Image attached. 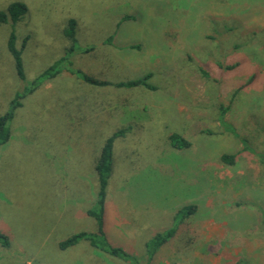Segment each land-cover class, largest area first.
Here are the masks:
<instances>
[{"label":"rangeland","instance_id":"374dc122","mask_svg":"<svg viewBox=\"0 0 264 264\" xmlns=\"http://www.w3.org/2000/svg\"><path fill=\"white\" fill-rule=\"evenodd\" d=\"M14 1L28 7L15 25L25 78L8 48L12 23L0 22V115L18 92L66 54L70 40L63 30L71 18L80 47L60 73L26 93L10 124L12 136L0 145V197L14 200L10 209L0 203V212L24 227L41 222L34 225L35 259L48 264L92 259L82 245L64 250L58 244L76 232L96 230L94 219L84 214L98 188L95 159L112 132L132 125L114 145L110 242L133 248L112 227L111 206L125 213L129 203L142 207L140 220L163 225L164 232L178 225L181 213L164 217L153 208H183L188 199L196 208L184 216L183 226L201 224L198 232L190 231L192 241L210 253L206 261L194 254V264H215L211 260L218 257L219 245L233 234L241 244L230 264H264V0H0V11ZM78 70L111 82L150 73L148 82L155 88L95 85ZM172 133L191 146L175 147ZM235 147H240L237 152ZM60 153L68 154L64 159ZM224 153H236L235 161L226 165ZM227 168L234 178L224 176ZM229 182L234 185L225 191L222 185ZM59 207L61 223L48 219ZM56 222L65 228L56 229L44 244ZM211 222L217 232L220 222L224 238L207 236L202 225ZM145 236L151 237L150 230ZM27 254L19 253L18 264L32 257ZM107 256L109 261L90 264H132ZM138 256L147 264L145 254Z\"/></svg>","mask_w":264,"mask_h":264},{"label":"trees","instance_id":"16d2710c","mask_svg":"<svg viewBox=\"0 0 264 264\" xmlns=\"http://www.w3.org/2000/svg\"><path fill=\"white\" fill-rule=\"evenodd\" d=\"M28 7L22 1H14L9 4L6 10L0 11V22H10L12 23V30L8 40V48L9 51L12 53L15 61V65L18 71V75L20 78H25L24 72V64L22 59V49L17 47V35L15 31V25L18 21L22 20L27 13ZM77 22L74 18L69 19L66 27L64 28V35L70 40V45L66 48V54L62 56L59 60H56L52 65L48 68L44 69L40 75H38L28 86L24 92H18L14 98L11 100L9 109L0 115V145L4 144L9 141L12 136V129H11V121L14 118L16 109L22 106V99L25 97L26 93L32 92L35 88H37L43 81L46 79H50L55 77L58 73L62 71L63 63L69 58V55L73 53L76 49L80 48L77 45V33H76ZM112 36L108 38V41H111ZM27 38L24 39V42ZM23 42V43H24ZM25 44V43H24ZM92 47L83 49L84 52H88ZM72 72H76L73 70ZM78 72L81 74L82 78L92 84L95 85H116L118 87L121 86H137V85H144L150 89H154L155 85L148 82L149 77L151 74H147L144 77L128 80V81H120V82H111L108 80H102L90 74L84 73L80 70ZM207 74L206 71H204ZM114 108V106L112 107ZM100 110H95L94 113L96 117L99 116ZM133 129L132 125L123 126L114 132H112L104 141L100 153L95 159L94 168L97 173V180H98V188L93 196L94 203L87 209V213L91 216L96 222V230L94 231H86L82 230L76 232L66 239H63L59 242V246L61 249H66L72 245L77 244L82 239H87L91 243L92 246L102 250L112 256L121 258L123 260L131 261L132 264H141L140 257L129 251L126 250L124 247L115 245L108 239L105 231V214H106V199H107V190L109 186L110 177L114 171V145L115 141L119 137H125V135ZM173 145L177 148H184L190 147L191 141L182 136L179 133H172L169 136ZM236 153L233 154H222L221 159L224 163L232 164L235 161ZM195 205L187 204L183 208H179L175 214L181 213V215L175 216L177 218L178 225L167 229L164 232H157L155 233L145 244L147 257L149 261L147 264H150L151 259L154 257L156 252L162 246L166 245L170 240H172L177 233L179 232V224L183 222L184 216L192 213L195 209ZM264 217V211H263ZM264 227V221H263ZM0 243L3 246H9L10 240L9 237L0 231Z\"/></svg>","mask_w":264,"mask_h":264},{"label":"crops","instance_id":"0c3cea01","mask_svg":"<svg viewBox=\"0 0 264 264\" xmlns=\"http://www.w3.org/2000/svg\"><path fill=\"white\" fill-rule=\"evenodd\" d=\"M124 112V111H123ZM228 114H226V118H227ZM13 141H14V131H13ZM228 141H230L228 139ZM236 148V147H235ZM240 148V147H239ZM239 148H236V152L238 151ZM62 154V153H60ZM68 153H63L62 157L65 159L66 155ZM48 156H51L50 153H48ZM53 157H56V153L53 154ZM3 157H1L0 161L2 160ZM114 164H115V160H114ZM226 164V163H225ZM227 165V164H226ZM115 166V165H114ZM135 168V167H134ZM133 168V169H134ZM140 166L136 167V169H134V171L139 170ZM228 172H224V176L226 177H231L234 178V173L229 169ZM114 172V171H113ZM173 171H169V175L172 176ZM172 173V174H171ZM228 173V175L226 174ZM236 173H242V170H238L236 171ZM98 181V180H97ZM236 181V179H234V182ZM229 183L223 184V188L225 189V191L230 190L234 185L231 184L229 185ZM98 185V184H97ZM113 186H111L112 188ZM109 188H110V184L108 186V190H107V202H106V214H105V231H106V227H107V214H108V208H107V204H108V193H109ZM212 194V193H211ZM5 198H1L0 197V203L4 204L6 206L7 209H10L13 204H14V200L4 194ZM189 198V197H186ZM186 202H191L188 199ZM126 208V213L122 212L120 210V208H112L111 206V210L114 213V216L112 215V213L109 212V217L114 221V223L112 224L113 228L118 229L120 231V233L126 237H128V243L129 246L131 244V247L128 246H124V248L126 250H129L137 255H141L142 253L145 254V261H149L148 257H147V251H146V242L157 232L163 231L166 228H164V226L160 225V226H155L153 223H146L143 220H140L141 214L140 212L143 211L142 207L139 208V206H134L131 203H129L127 206H125ZM1 209V208H0ZM154 210H157L161 213V215H163L164 217H166L167 214L170 213H176L177 210H179L178 206H171V207H163L160 206V209H156L153 208ZM2 212V213H1ZM1 215L3 216L4 220L0 223V231H2L3 233H5L10 240V245L9 246H3L0 243V264H18V255L20 252L25 251L28 252L27 257L28 256H32L30 258L27 259V261L25 262V264H36L35 261H39V263L37 264H48L47 261L45 260H39V258L35 259V241H36V232L34 230V225L37 223H41V222H36L35 224L32 223H27L26 226H21L18 221H12L10 220L11 215L7 214L6 212L3 213V211L1 210ZM86 212H84V214H86ZM55 217V220L61 223L62 217H63V211L62 208L59 207L56 211H54L53 214H51V217L49 215L48 219ZM7 217H9L7 219ZM95 221V220H94ZM56 222L54 224V226L52 227V229H49L47 234L44 236V240L43 243L44 244H48L50 241V238L53 236L54 231H58L59 227L60 228H65V226H62V224L60 225V223ZM96 225V222H94ZM184 221L180 222L179 224V232L177 233V235H181V237H183V241H180V238H176L174 237L172 240H170L166 245L162 246L161 248H159V250L156 252V254L154 255V257L151 259V263L154 264H181V260L186 261L187 264H194L193 263V259H194V254L198 256L199 260L202 261H206V260H210V253L206 254L204 252H202L200 250L199 247H197V243L192 241V238L194 237L193 232H190L191 230H196L197 232L199 230H197L195 227H200L201 224H196V226H193V224L188 223L185 226H183ZM216 222H211V223H207L202 225L203 229L205 228L204 231L208 237L213 238L214 236L218 235V238H224L225 237V231L222 229V226L219 222V227H218V232H217V226L215 225ZM65 225V224H63ZM181 226H183V229H181ZM32 228V232L30 233V230ZM43 230V229H42ZM146 230H150V236L151 237H147L145 236V231ZM183 230V231H182ZM44 231V230H43ZM93 231V230H92ZM213 232V233H211ZM107 233V232H106ZM238 234H233L231 235V237L233 238V240L230 239L226 240L225 243H222L219 245V254L218 257L215 256L212 257V262L215 264H230V261L233 258V255H239V245L241 243H238L236 240H234V238L237 236ZM185 237H188V239H186ZM63 240V239H62ZM185 240V241H184ZM61 241V240H60ZM59 241V242H60ZM50 243H54L53 241H51ZM59 245V244H58ZM78 245H82L85 247V252L88 253V255L86 257H90L92 258L89 262L85 263V264H90V262L92 261H97V259H101V260H106L109 261V259L107 257L108 253L104 252L102 253V251H100L98 248L94 247L91 245V243L89 242V240L87 239H82L81 241H79L77 244L72 245L70 247H77ZM60 247V246H59ZM70 247H67L64 250H68ZM83 251V250H81ZM177 251L179 252V254L177 253ZM104 254V255H103ZM175 255H179V256H175ZM110 258L112 259V261H115L114 258L115 256H110ZM218 261V262H217ZM191 262V263H189ZM97 263V262H96ZM235 262H233L234 264ZM232 264V263H231Z\"/></svg>","mask_w":264,"mask_h":264}]
</instances>
